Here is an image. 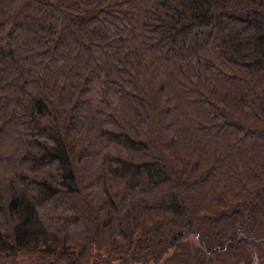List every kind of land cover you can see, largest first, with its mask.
I'll return each instance as SVG.
<instances>
[{
    "label": "trees",
    "instance_id": "obj_1",
    "mask_svg": "<svg viewBox=\"0 0 264 264\" xmlns=\"http://www.w3.org/2000/svg\"><path fill=\"white\" fill-rule=\"evenodd\" d=\"M0 167V264L263 256L264 0H0Z\"/></svg>",
    "mask_w": 264,
    "mask_h": 264
},
{
    "label": "rangeland",
    "instance_id": "obj_2",
    "mask_svg": "<svg viewBox=\"0 0 264 264\" xmlns=\"http://www.w3.org/2000/svg\"><path fill=\"white\" fill-rule=\"evenodd\" d=\"M0 169H1V167H0ZM84 200V197L82 198V201ZM88 227H89V229H90V231H91V229H93V225H92V223L91 224H88ZM190 240H192V241H194V242H197V239L195 238V237H193V238H190ZM30 256V255H29ZM32 256V255H31ZM33 256H35V255H33ZM226 256H227V258H229V259H231L232 258V254L231 253H226ZM260 256V257H259ZM263 256H264V254H263ZM263 256H261V255H257V257H254L253 259H250V260H247V261H245V262H243L242 264H264V257ZM23 260H25V259H23ZM67 264H75V262H73V261H69V262H67ZM114 264H123V262L122 261H116V262H114Z\"/></svg>",
    "mask_w": 264,
    "mask_h": 264
}]
</instances>
